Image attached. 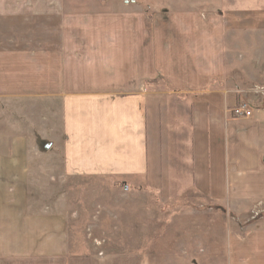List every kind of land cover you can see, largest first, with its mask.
Here are the masks:
<instances>
[{
    "label": "crops",
    "instance_id": "1",
    "mask_svg": "<svg viewBox=\"0 0 264 264\" xmlns=\"http://www.w3.org/2000/svg\"><path fill=\"white\" fill-rule=\"evenodd\" d=\"M76 1L82 0H0V18L61 21L58 48L0 50V99L51 101V129L36 143L53 160L56 182L50 201L27 198L29 138L4 139L12 151L0 152V176L19 178L0 182V264H146L141 251L77 252L65 191L77 177L120 182L129 190L149 169L153 82L185 93L204 85L201 50H186L197 47L196 31L170 22L190 14L187 9L163 8L153 14L167 19L150 23L139 0H105L101 10L75 9ZM231 101L232 107L236 97ZM224 102L213 93L168 105V121L175 125L177 113L189 124L193 186L213 196L228 191L245 206L264 203V110L235 118ZM259 256L245 264H264V251Z\"/></svg>",
    "mask_w": 264,
    "mask_h": 264
},
{
    "label": "rangeland",
    "instance_id": "2",
    "mask_svg": "<svg viewBox=\"0 0 264 264\" xmlns=\"http://www.w3.org/2000/svg\"><path fill=\"white\" fill-rule=\"evenodd\" d=\"M99 2L76 1L75 9L105 8V0L102 6ZM139 2L142 18L150 23L167 19L153 14L163 8L189 11L170 22L196 31L197 47L186 50L187 54L201 50L204 85L197 93H185L167 90L162 81L153 82L151 88L156 93L149 110L153 120L149 169L129 190L120 182L105 179H70L71 189L65 195L72 201L66 209L74 220L71 245L83 253L141 251L146 264H231L232 260L245 264L251 258L258 260L264 251V203L255 200L245 206L247 202L228 191L213 196L193 186L189 124L181 123L177 113L175 125L168 121V105H188L193 97L218 93L225 98L224 111L229 114L233 96L237 103L246 97L256 101V96L244 93L264 87V0ZM60 28L59 18H0V50L58 48ZM192 34L188 32L189 41L194 40ZM50 109V100L0 99V152L12 151L4 139L29 138V144H24L29 157L27 198L42 202L52 199V184L56 183L50 175L53 160L43 157L36 143L39 133L51 129ZM44 114L50 118L42 123L39 119ZM18 178L0 176V182L14 183ZM246 249H252L253 254L245 255Z\"/></svg>",
    "mask_w": 264,
    "mask_h": 264
},
{
    "label": "built area",
    "instance_id": "3",
    "mask_svg": "<svg viewBox=\"0 0 264 264\" xmlns=\"http://www.w3.org/2000/svg\"><path fill=\"white\" fill-rule=\"evenodd\" d=\"M244 94L256 96V101L253 97L242 98L237 104L229 109V113L235 118H249L253 115L255 109L264 110V87H255L245 91ZM264 161V157H263Z\"/></svg>",
    "mask_w": 264,
    "mask_h": 264
}]
</instances>
